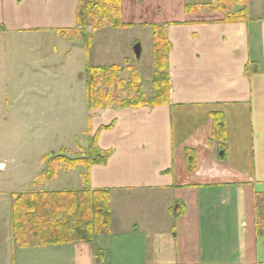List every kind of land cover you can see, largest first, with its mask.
I'll list each match as a JSON object with an SVG mask.
<instances>
[{
	"label": "crops",
	"instance_id": "0c3cea01",
	"mask_svg": "<svg viewBox=\"0 0 264 264\" xmlns=\"http://www.w3.org/2000/svg\"><path fill=\"white\" fill-rule=\"evenodd\" d=\"M220 1L228 0H121L123 24L166 28L167 97L153 107L89 110L85 82L89 147L94 140L88 157L106 152L108 158L81 165L74 189L48 184L80 167L61 168L37 187L41 172L26 191L13 189L22 178L6 165L0 172V264H264L254 211L256 195H264V0H235L229 14L248 15L233 22L216 8ZM78 4L0 0V46L24 34L64 39L57 31L77 29ZM98 31L85 50L88 58ZM81 41L71 43L79 48ZM48 54L55 60L53 77L58 67L65 70L58 57L73 56L71 50ZM126 62L134 67L129 58L118 66ZM154 74L150 99L159 96ZM63 150L70 157L84 151ZM83 190L110 191V234L91 243L17 246L14 196Z\"/></svg>",
	"mask_w": 264,
	"mask_h": 264
},
{
	"label": "rangeland",
	"instance_id": "374dc122",
	"mask_svg": "<svg viewBox=\"0 0 264 264\" xmlns=\"http://www.w3.org/2000/svg\"><path fill=\"white\" fill-rule=\"evenodd\" d=\"M20 36L17 40L8 36L0 46V172L9 166L14 176L22 178L13 189L23 187L30 191L32 183L27 182L44 170L40 163L44 156L60 154L62 149L74 153L83 149L82 155L88 157L87 108L83 96L86 66L123 65L124 59L129 58L140 71L146 95L153 97V32L130 24L121 29H100L89 58L83 40L75 48L71 42L51 33ZM78 38L81 39L75 40ZM138 44L140 58L134 52ZM68 50L73 52L72 58L69 54L57 59L65 65L64 73L58 67L59 76L53 77L55 60L48 53ZM125 77H129L128 72ZM80 170L81 167L60 173L48 188L79 187ZM115 198L112 197L118 213L120 204Z\"/></svg>",
	"mask_w": 264,
	"mask_h": 264
},
{
	"label": "trees",
	"instance_id": "16d2710c",
	"mask_svg": "<svg viewBox=\"0 0 264 264\" xmlns=\"http://www.w3.org/2000/svg\"><path fill=\"white\" fill-rule=\"evenodd\" d=\"M121 0H79L76 19L78 29L59 30L57 34L73 42L77 37L84 41L88 50L93 41V33L100 29L126 28L120 17ZM227 11L228 22L247 18L248 10L229 14L236 5L235 0L220 1L216 4ZM153 66L154 86L159 96L150 99L143 90L141 77L129 62L125 66L87 67L86 99L89 110L110 107L143 108L160 105L167 97L169 80L165 72L167 53L170 45L166 40V28L154 26ZM129 77L126 79V73ZM125 75V76H124ZM94 144V140L91 142ZM89 147V149L91 148ZM91 150V149H90ZM109 153H98L89 157H70L66 151L51 153L41 160L45 166L37 187L51 181L59 169L71 171L81 165L102 164ZM109 190L64 191L44 193L33 191L14 196L13 229L17 246L32 248L60 244L92 242L96 236L111 233L112 207ZM254 211L258 236L264 235V195L257 194ZM45 240V241H42ZM36 240H39L36 242Z\"/></svg>",
	"mask_w": 264,
	"mask_h": 264
},
{
	"label": "water",
	"instance_id": "95a60500",
	"mask_svg": "<svg viewBox=\"0 0 264 264\" xmlns=\"http://www.w3.org/2000/svg\"><path fill=\"white\" fill-rule=\"evenodd\" d=\"M134 52L137 58H140L141 56V46L138 44L135 48H134Z\"/></svg>",
	"mask_w": 264,
	"mask_h": 264
}]
</instances>
